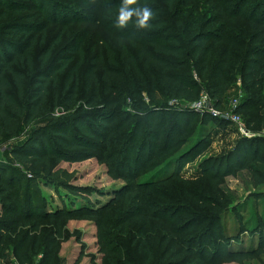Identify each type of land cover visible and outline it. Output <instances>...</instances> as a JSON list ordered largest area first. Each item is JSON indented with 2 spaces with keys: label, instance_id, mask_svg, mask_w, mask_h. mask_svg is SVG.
<instances>
[{
  "label": "trees",
  "instance_id": "16d2710c",
  "mask_svg": "<svg viewBox=\"0 0 264 264\" xmlns=\"http://www.w3.org/2000/svg\"><path fill=\"white\" fill-rule=\"evenodd\" d=\"M80 1L94 15L64 0H0V137L12 140L21 124L43 120L53 144L42 137L29 152L12 147L6 154L19 163L34 160L47 172L52 162L84 159L96 149L125 185L101 209L48 212L32 201L29 186L25 202L20 199L21 179L14 170L1 173L0 250L11 251L20 264H61L66 225L92 220L100 264H264V212H256L257 202L243 204L252 207L245 220V207L231 208L232 199L216 185L180 195L174 184L187 181L179 172L158 179L168 170H160L164 156L169 158L165 166H183L185 157L200 154L207 144L198 137L187 155L174 159L181 145L191 142L199 113L172 109L167 99L191 105L206 91L219 110L239 84L236 112L248 114L252 125L262 122L257 118L264 110V0H138L132 7L146 5L154 13L150 27L138 29L135 18L117 27L130 43L117 51L105 44L86 66L89 32L102 26L101 13L118 10L122 0ZM32 10L43 23L34 20ZM84 22L91 27L76 34L74 44L58 49L61 35L44 40L52 26L68 36L73 25L81 28ZM75 55L80 59L74 61ZM194 76L202 80L199 85ZM127 102L132 109H125ZM250 142L256 139L244 141L243 148ZM246 159L238 169L250 171L263 186L264 156ZM218 177L206 169L202 180L212 183ZM249 233L259 240H240ZM235 240L238 251L231 244Z\"/></svg>",
  "mask_w": 264,
  "mask_h": 264
},
{
  "label": "rangeland",
  "instance_id": "374dc122",
  "mask_svg": "<svg viewBox=\"0 0 264 264\" xmlns=\"http://www.w3.org/2000/svg\"><path fill=\"white\" fill-rule=\"evenodd\" d=\"M64 1L68 4L70 2L74 9H79L83 13L90 15H94L95 13L86 2L80 1L81 3H76L77 0ZM114 2L115 0L111 1L109 5H112ZM30 13L34 14V20L43 23V20L36 16L38 12L32 10ZM117 16L118 10L100 14L102 26L93 25L84 43V66L102 47L103 49L105 48V44L117 51L122 45L130 43L126 38H123L124 36H122L121 32H117ZM88 25L86 22L80 24L81 28H77L78 26L74 27L73 25L71 30L67 31L68 36H66V31L62 27L58 25L52 26L46 33L44 40L61 35L62 42L58 49L63 46L65 47L68 43L74 44L77 41L76 34H80L84 31L83 29L87 30L91 27ZM40 38H42L41 35H39L38 39ZM74 59V61L79 60L80 55H75ZM194 81L198 85L202 82L197 76H194ZM238 87H240L239 84L232 88L221 109L216 111L214 102L208 100L209 103L205 104L204 111H195L199 113L193 126L196 131L192 136H188V141L191 142L183 143L174 159L187 155V151L198 141V137H202L207 142L204 150L197 155H188L189 160H186L187 158L185 157L183 161L186 162H184L183 166L179 164L170 167L165 166V161L167 162L169 158L166 159L167 156H164L160 170H168L158 179L163 180L166 179V176L172 175L173 172H179L180 176L188 183V185L187 183L185 185L181 183L174 184L175 193L180 195L187 191L200 193L201 190L206 189L205 187L211 184L216 185L219 191H222L227 198L232 199L231 208L240 205L245 207L242 209V216L247 220L250 218V214H252V207L243 204L248 201L250 205L257 202V206H255L256 212H264V198L260 200L254 198L257 195H264V185H257L256 179L253 178L250 171L238 168L251 155L259 153L261 156H264V110L260 112L261 114L257 118L258 121L261 120L262 122L257 125L250 124L248 114L237 113L236 110L241 100V91H239ZM87 94L89 96L90 91ZM206 97H209L208 93L202 91L201 98L205 99ZM145 100L148 101V97L145 96ZM163 100L165 99L159 96V103H164ZM129 104L127 102L125 109H132ZM165 104L178 111L192 110L190 108L191 105L187 103H176L174 105L171 104V100L167 99ZM206 115L210 116V118L204 124L202 119ZM234 117H238V119L236 120ZM135 121L132 125H134ZM44 125L45 122L43 120H36L29 127L21 124L17 136L12 140H9L5 136L0 137V145L9 143L7 145L19 147L20 151H28L31 144L39 141L42 137H45L47 141H51V137L47 130L44 129ZM248 139L253 141L256 139V142H250L246 145V148H243V142ZM208 142L210 143L208 144ZM51 143L53 144V141ZM93 150L90 149L86 152L84 159L77 156H67L70 159L68 161L64 159L52 162L51 168L47 172H44L45 168L43 166L34 164V160L19 163L12 154H5L0 156V174H7L11 170H14L21 179L19 183L20 199L25 202L26 188L29 186L31 188L30 193H33L34 197L32 201H35V204H40L41 208L48 212H55L66 207H73L74 209L83 211H87L88 209L98 210L108 205L114 199L115 193L125 185V182L122 179L115 178L109 171V168L101 162V152H96V149ZM249 162L252 164L251 161ZM255 167L258 169V165L255 164ZM206 169L211 171V173H219V177L212 181V183L206 179L202 180ZM261 175L264 174L260 173ZM44 177H48L50 180ZM67 187L76 188L77 192L71 191ZM161 193L166 196L165 191ZM187 195L189 194L187 193ZM0 219H4L1 203ZM229 221H231L230 225L234 226L233 221ZM66 226L68 232L65 234V237L68 241L62 243V250L59 254L61 264H75L83 253L84 258L80 264H100L99 258L101 256L97 246V228L94 221L73 220ZM43 227H46V225H43ZM256 235L252 236L249 233L247 236L241 237L240 240L242 241L245 237V241H249L255 237L256 241H258L259 236ZM78 237L80 240H78ZM231 244L234 245L233 248L236 251L241 248V245L239 247L236 240L231 242ZM6 251L4 249L0 250V264H20L11 251ZM93 260L95 261L93 262Z\"/></svg>",
  "mask_w": 264,
  "mask_h": 264
},
{
  "label": "clouds",
  "instance_id": "9594fccd",
  "mask_svg": "<svg viewBox=\"0 0 264 264\" xmlns=\"http://www.w3.org/2000/svg\"><path fill=\"white\" fill-rule=\"evenodd\" d=\"M137 3L138 0H122L116 19L117 27L125 28L133 18H135V24L138 29H146L150 27V21L154 17L153 11L146 5L132 7Z\"/></svg>",
  "mask_w": 264,
  "mask_h": 264
},
{
  "label": "built area",
  "instance_id": "2783aa9c",
  "mask_svg": "<svg viewBox=\"0 0 264 264\" xmlns=\"http://www.w3.org/2000/svg\"><path fill=\"white\" fill-rule=\"evenodd\" d=\"M211 100L209 97H206L205 99H203V98H200V100L198 101V102H196V103H194V104H191V109L193 110V111H204V109H205V104L207 103H209V101ZM178 104L179 102L178 101H176V100H174V101H171V104ZM181 104H186V103H181ZM215 110L217 111V109L215 108ZM234 116H236V115H234ZM236 120L238 119V117H234ZM234 120V119H233ZM11 149H12V147L10 146V145H0V152H2V153H8V152H10L11 151Z\"/></svg>",
  "mask_w": 264,
  "mask_h": 264
},
{
  "label": "crops",
  "instance_id": "0c3cea01",
  "mask_svg": "<svg viewBox=\"0 0 264 264\" xmlns=\"http://www.w3.org/2000/svg\"><path fill=\"white\" fill-rule=\"evenodd\" d=\"M6 153H2V152H0V156H3V155H5Z\"/></svg>",
  "mask_w": 264,
  "mask_h": 264
}]
</instances>
